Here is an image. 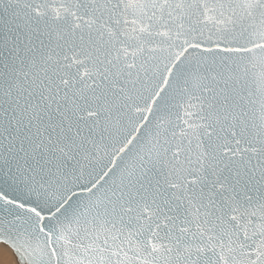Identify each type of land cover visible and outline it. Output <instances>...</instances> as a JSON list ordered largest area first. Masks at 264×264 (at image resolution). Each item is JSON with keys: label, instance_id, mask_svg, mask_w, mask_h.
<instances>
[{"label": "snow or ice", "instance_id": "obj_1", "mask_svg": "<svg viewBox=\"0 0 264 264\" xmlns=\"http://www.w3.org/2000/svg\"><path fill=\"white\" fill-rule=\"evenodd\" d=\"M5 264H264V0H0Z\"/></svg>", "mask_w": 264, "mask_h": 264}, {"label": "rangeland", "instance_id": "obj_2", "mask_svg": "<svg viewBox=\"0 0 264 264\" xmlns=\"http://www.w3.org/2000/svg\"><path fill=\"white\" fill-rule=\"evenodd\" d=\"M0 264H5L3 257H0Z\"/></svg>", "mask_w": 264, "mask_h": 264}]
</instances>
